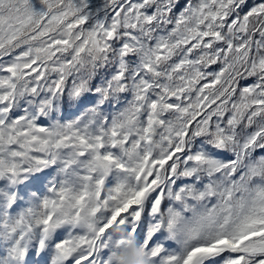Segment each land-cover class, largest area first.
<instances>
[{"label":"snow or ice","instance_id":"1","mask_svg":"<svg viewBox=\"0 0 264 264\" xmlns=\"http://www.w3.org/2000/svg\"><path fill=\"white\" fill-rule=\"evenodd\" d=\"M129 246L264 264V0H0V264Z\"/></svg>","mask_w":264,"mask_h":264},{"label":"clouds","instance_id":"2","mask_svg":"<svg viewBox=\"0 0 264 264\" xmlns=\"http://www.w3.org/2000/svg\"><path fill=\"white\" fill-rule=\"evenodd\" d=\"M90 71L89 68H78L74 67L71 70V79L69 80V85H71L72 80L79 81L81 78H88V72ZM97 72H99V67L97 68ZM51 75V74H50ZM61 115V112L56 113V118H59ZM53 175H55V172H53ZM135 251L134 248L129 246L128 248V256L125 258L124 264H141L139 260H136L135 258Z\"/></svg>","mask_w":264,"mask_h":264},{"label":"trees","instance_id":"3","mask_svg":"<svg viewBox=\"0 0 264 264\" xmlns=\"http://www.w3.org/2000/svg\"><path fill=\"white\" fill-rule=\"evenodd\" d=\"M61 115H66V113L64 111L61 112Z\"/></svg>","mask_w":264,"mask_h":264}]
</instances>
